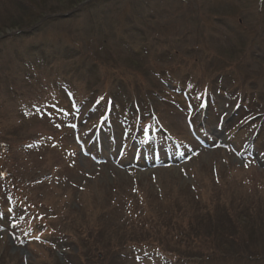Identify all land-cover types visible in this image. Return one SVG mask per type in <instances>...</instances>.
<instances>
[{"label":"rangeland","instance_id":"obj_1","mask_svg":"<svg viewBox=\"0 0 264 264\" xmlns=\"http://www.w3.org/2000/svg\"><path fill=\"white\" fill-rule=\"evenodd\" d=\"M68 1L0 0V264H264V0Z\"/></svg>","mask_w":264,"mask_h":264},{"label":"trees","instance_id":"obj_2","mask_svg":"<svg viewBox=\"0 0 264 264\" xmlns=\"http://www.w3.org/2000/svg\"><path fill=\"white\" fill-rule=\"evenodd\" d=\"M60 0H58V2H59ZM81 0H72V2H69L68 1V3H69V6H67L66 8H71L72 7V5H74V3H75V5L76 4H78L79 2H80ZM84 1V0H83ZM8 3H11V4H16V5H18V8L19 7H21V5L23 4L22 3V0H9V2ZM54 4V5H53ZM49 5H53V6H58L56 3H54V1H48V2H45V1H43V3L41 2V6H36V8H39L40 10V13L39 14H43L44 12L43 11H41V9L42 10H44L45 9V7L46 6H48L49 7ZM64 10V9H63ZM260 14L263 16V21L260 23V27H262L263 25H264V15L262 14V11L260 12ZM46 16V13L43 15V17H41V16H39V18L41 17V19H43L44 17ZM18 19H21V18H18ZM40 19V20H41ZM39 20V21H40ZM257 20V19H256ZM22 23V22H21ZM14 24V26H15V23H13ZM12 24V25H13ZM23 24V23H22ZM11 29H13V28H11ZM5 30V29H4ZM3 30V31H4ZM1 32V31H0ZM242 41V40H241ZM244 57L245 58H247L246 57V55L244 54ZM248 59V58H247ZM244 59H242V61H243ZM245 64H247V63H245Z\"/></svg>","mask_w":264,"mask_h":264}]
</instances>
